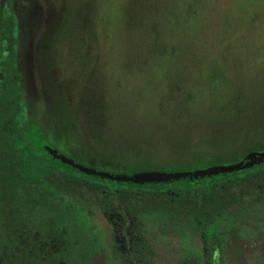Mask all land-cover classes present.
I'll return each instance as SVG.
<instances>
[{
  "label": "rangeland",
  "instance_id": "rangeland-1",
  "mask_svg": "<svg viewBox=\"0 0 264 264\" xmlns=\"http://www.w3.org/2000/svg\"><path fill=\"white\" fill-rule=\"evenodd\" d=\"M33 2L38 37L47 19L49 31L66 19L57 39L44 42L53 61L34 77L32 112L46 126L49 102L65 99L77 114L75 153L55 145L64 156L83 165L96 157L93 169L121 174L192 171L264 152V0ZM103 157L107 167L97 163ZM261 217L250 216L247 228ZM155 220L146 226L151 254L117 255L111 227L95 211L103 250L95 263L181 264L193 255L205 264L199 237ZM215 254L224 264H264V232L229 235Z\"/></svg>",
  "mask_w": 264,
  "mask_h": 264
},
{
  "label": "trees",
  "instance_id": "trees-1",
  "mask_svg": "<svg viewBox=\"0 0 264 264\" xmlns=\"http://www.w3.org/2000/svg\"><path fill=\"white\" fill-rule=\"evenodd\" d=\"M12 2L0 0L1 63L6 59L0 85V264H96L95 211L111 227L116 254L143 249L151 254L146 226L155 219L176 233L184 229L199 237L206 254L218 253L229 235L248 238L264 232V163L210 177L134 184L83 174L51 156L44 143L59 154L56 144L75 153L77 114L65 99L50 101L43 126L33 116V100H23ZM191 157L199 160L197 154ZM97 159L89 158L84 166L93 168ZM105 159L97 163L107 167ZM258 213L257 227L247 228L248 218ZM190 262L196 264V258L185 255L181 264Z\"/></svg>",
  "mask_w": 264,
  "mask_h": 264
},
{
  "label": "flooded vegetation",
  "instance_id": "flooded-vegetation-1",
  "mask_svg": "<svg viewBox=\"0 0 264 264\" xmlns=\"http://www.w3.org/2000/svg\"><path fill=\"white\" fill-rule=\"evenodd\" d=\"M33 1L34 0H13L12 12L16 17L18 28L17 48L14 60L16 70L19 73L20 91L23 95V100L27 98L30 101L33 100L30 102V105L32 112H36L37 102L35 100V92L33 91V83L35 81L34 77L35 75L37 77V74H39L40 77L42 75H46V71L50 69L52 64L51 62L53 61V53L44 42L45 40H48L49 37V40L53 39L55 41V39H57V36L63 30L66 19L63 18V23L59 26L55 24L53 28L54 30L52 31L51 29L49 31V26L51 23H53V21L48 22L50 18L47 19L46 24H43L45 33L42 37H38L36 31L41 25L39 22L41 17L39 10ZM54 14H56V12H51L49 15H47V17H51ZM5 60V58H2V63ZM2 63L0 60V85L1 82H3L2 79L5 77ZM97 251V255H99L100 252H103V250L99 248ZM205 257H207L205 264H224L222 258L216 256L215 253L208 254V256ZM109 262L105 260L104 264H109ZM113 262L115 264L117 261L115 260ZM196 264H199L197 259Z\"/></svg>",
  "mask_w": 264,
  "mask_h": 264
},
{
  "label": "water",
  "instance_id": "water-1",
  "mask_svg": "<svg viewBox=\"0 0 264 264\" xmlns=\"http://www.w3.org/2000/svg\"><path fill=\"white\" fill-rule=\"evenodd\" d=\"M43 147L48 151V153L51 156L60 160L64 164L78 170L83 174L97 176L102 179L113 180L115 182H131L134 184H159L173 179L178 180L186 177H194V178L205 177V176L210 177L217 174L240 171L243 169L250 168L254 165H259L264 163V152H260V153L250 152L247 155H245V157L241 161L231 165H215L194 171H175V172L143 171V172H136L131 175H125V174L112 175L108 172L99 171L81 165L79 163H76L71 158L59 154L57 150L48 146L47 143H44Z\"/></svg>",
  "mask_w": 264,
  "mask_h": 264
}]
</instances>
